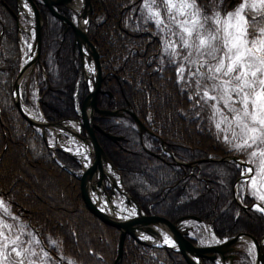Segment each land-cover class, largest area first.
Instances as JSON below:
<instances>
[{"label": "trees", "instance_id": "trees-1", "mask_svg": "<svg viewBox=\"0 0 264 264\" xmlns=\"http://www.w3.org/2000/svg\"><path fill=\"white\" fill-rule=\"evenodd\" d=\"M145 1L92 0L89 36L100 54L104 77L98 107L102 111L131 109L149 130L142 142L130 114H96L94 123L105 132H97L98 141L125 190L145 214L170 222L197 217L220 241L242 234L260 241L264 215L245 207L257 202L264 206V202L245 181L238 186L242 205L238 203L234 188L244 167L225 159L238 157L253 168L256 163L249 152L232 147L235 142L223 124L216 128L218 119L211 118L212 109L197 103L195 84L178 83V65L166 58L163 36L146 14ZM156 1L165 14L166 6ZM230 1L196 3L203 17L227 14ZM38 8L44 22L40 109L49 124L80 122L89 90L82 78L81 59L74 53L75 34L41 4ZM59 10L74 20L71 9ZM258 14L264 29V8ZM15 15H20L19 0H0V198L30 231L25 238L35 236L36 260L45 254L51 264H114L121 232L87 210L77 177L83 172L81 166L63 152L53 151L15 104L14 85L22 61ZM106 133L121 140H111ZM162 142L173 158L163 153ZM175 159L204 162L188 167L179 166ZM196 224L184 220L180 227ZM120 264L188 263L172 249L140 245L127 237ZM204 264L217 263L204 260Z\"/></svg>", "mask_w": 264, "mask_h": 264}, {"label": "snow or ice", "instance_id": "snow-or-ice-1", "mask_svg": "<svg viewBox=\"0 0 264 264\" xmlns=\"http://www.w3.org/2000/svg\"><path fill=\"white\" fill-rule=\"evenodd\" d=\"M152 2L155 3V0ZM161 4L166 6L165 15L169 23L160 18L159 12H152L151 6L149 12L161 32L167 29L171 36L177 37L175 41L166 39L164 50L181 61L177 66L178 83L183 81L187 84L191 80L195 84V95L199 97L197 103L202 108L212 109V119L220 117L215 124L217 129L225 122L230 127L234 125L233 139L239 142L232 147L246 150L254 145H264V55L255 54L256 51L264 53V29H261L260 37L254 36L249 42L246 28H238V35L229 32L226 26L228 20L222 21L218 13L201 18L196 0L183 5L185 9H193L187 14L180 11L179 14L185 16L183 20L172 14L171 10L175 7L172 0H161ZM232 15L228 14L229 20ZM209 21L216 27L209 25ZM173 25L178 31L172 30ZM178 48L180 51H177ZM186 71L188 77L184 75ZM224 109L232 114L231 119ZM225 139L228 140L227 137ZM228 142L232 143L231 140ZM249 155L255 156L256 152ZM246 171L251 172L252 169ZM12 251L17 256L21 255L16 248Z\"/></svg>", "mask_w": 264, "mask_h": 264}, {"label": "rangeland", "instance_id": "rangeland-1", "mask_svg": "<svg viewBox=\"0 0 264 264\" xmlns=\"http://www.w3.org/2000/svg\"><path fill=\"white\" fill-rule=\"evenodd\" d=\"M22 1L24 0L20 1L21 25L27 34L25 33L26 35L23 37L19 36L21 38L20 47L26 49L29 52V46L32 45V42H34V45L32 46L35 48V24L34 21H32L34 18V12L32 11V9H29L28 5L24 4V2ZM172 3L175 5V7L171 10L172 14L176 15L178 20H183L185 18L184 15L179 14L180 11L183 10L185 14L193 11V9L183 8V5L185 3H191V0H172ZM149 6H151L152 8V12L160 13V18L164 19L166 24L169 23L167 16L162 13L159 5L157 4V1L155 0V3H153L152 0H146L144 2V10L153 23H155V18H151L152 13L149 12ZM196 7L198 8L197 3ZM228 7H231L230 11L227 14H219V17L222 21L228 20V24L226 26L229 32L238 35V28H246V38L249 42H251L254 36H261V32L258 33V30H260L262 27L260 26V23H258V11L264 8V0H242L240 3H237V1L234 0L232 3H229ZM26 8H28L29 10L26 11ZM241 8H243V11H241ZM229 13L233 14L230 20L228 18ZM77 19L78 16L76 17V20ZM208 23L212 27H216V25L212 21H209ZM207 26L208 25H206V27ZM161 27H163V25ZM172 30L178 31V29L174 25ZM158 31L163 36V44L166 39L171 41L177 40V37L171 36L168 33L167 29H165V31L163 32H161L159 29ZM163 47L165 49V44L163 45ZM257 47H259V45ZM177 51H180V49L178 48ZM164 53L166 58L170 59L174 65H178L181 62L179 58L170 56L168 52H165V50ZM255 54L258 56L264 55V53L259 51H256ZM21 57L23 62L24 54H21ZM38 73L39 67L37 66L33 72L32 77L25 82L22 100L26 104V106L32 107L34 108V110L41 112ZM211 103L213 102L211 101ZM220 106L223 107V104L221 103ZM238 106L239 105H237V107ZM224 111L229 116V119H231L232 114L228 113L227 109H224ZM216 118L218 119V121L220 120V117ZM221 124L224 125V131L226 132V135L230 137V139H232L235 143H238V140L233 139L234 125L230 127L226 122ZM69 125L73 126L75 130L82 135L80 124L70 122ZM235 130L238 131V129ZM257 135H259V133ZM47 141L50 147L54 150L58 148L70 149L72 155L78 159L79 163H81V166L90 158V152L88 151V149L82 147L79 144L78 140H76L72 135L66 132L49 131ZM66 141H69V143H66ZM244 151H247L249 153L253 151L256 152L255 156L249 155L255 161L256 167L252 168L251 172L246 171L244 173V177H246L247 181H249V188L257 197V199L259 198L264 202V155H261V152L264 151V145H259L258 147L254 145L252 148H248ZM116 176L117 175H115L114 178ZM116 181L119 182V180ZM106 187H109L110 190L114 192V194H112L111 196L116 194L117 198L121 199V194L115 192L109 180H106L104 183V188ZM187 230L189 236L195 239L198 243L197 245L199 246L207 247L219 243V240H217V238L214 236L211 229L201 223L193 225L191 229ZM26 233L30 234V231L27 229L26 225L16 214L12 212L11 207L2 198H0V264H20L21 261L23 262V264H51L48 262L45 254L42 255V258H40L41 260L38 261L35 259L36 250L32 246L33 244H36L32 241V239L36 241L35 236L33 235L32 239H29L28 241L25 238ZM17 237H19L18 240ZM13 241H15V243H13ZM149 242L156 244L155 240L150 239ZM13 248H16L17 251H20L21 255L17 256L16 252L12 251ZM257 260L258 249L255 244L251 243L247 239L242 238L239 243L235 245L229 253L226 254L225 257H218L217 262L219 264H256Z\"/></svg>", "mask_w": 264, "mask_h": 264}, {"label": "water", "instance_id": "water-1", "mask_svg": "<svg viewBox=\"0 0 264 264\" xmlns=\"http://www.w3.org/2000/svg\"><path fill=\"white\" fill-rule=\"evenodd\" d=\"M28 3L30 4V7L32 11L34 12V18H35V49H36V57L30 65H27L25 68L21 67L20 73L18 75V78L16 80V83L14 85V98H15V104L18 107L19 111L23 115V117L36 129L39 130V126L37 123L32 121L23 111L20 99H21V94L18 92V82L21 76L23 75L25 70H28L32 65H42L41 64V53H42V30H43V19L41 16V13L38 8L37 0H27ZM75 0H42V4H44L49 10L51 11V14L54 18L60 20L63 22L65 26L71 27L75 34H76V42L75 46L79 48V52L82 57V66L83 70L82 73L84 75L85 72V66H86V58L84 54V48L89 51V59L87 62L89 63L90 61H93L94 67H95V76H96V82L94 85V91L90 92L89 97L85 100L83 107H82V112L80 116V122L77 121L76 123L80 124L82 130L84 131V134L81 135L78 133L80 139L83 141H88V143L91 145L93 148V154H94V159L92 163V167L87 171L84 172L83 167V177L81 178V189H82V199L84 201V204L87 208V210L96 218L107 224L108 226H111L121 232V237H120V242H119V249H118V258L116 259L114 264H120L123 258V253H124V245L126 238L129 236L133 239H135L137 242L141 243L142 245L145 246H150V247H159V248H168L172 249L174 251H177L181 253L184 257L185 260L187 261L188 264H204L203 261L205 259L210 260L212 262H215L218 258L220 257H225L227 253H229L235 245L239 243V241L242 238H249L251 239L255 246L258 249V260L260 261V264H264V239L262 240H257L254 237L247 235V234H242L239 235L232 240H229L225 242L222 245H213V246H207V247H202L199 245L194 244L188 237V230H181L179 229V224L183 222L184 220H194L197 221L198 223L201 221V219L197 217H186L182 218L176 222H170L164 218L161 217H155V216H147L142 213L144 212L142 208L134 201L132 196L129 194L130 199L132 202H134L139 209L141 210V216L137 217L135 219L131 220H122L118 221L115 219H112L111 217H108L104 212H102L92 201L89 192H88V182L91 180L95 174L98 171L103 170V161H106L110 163L107 155L105 154L102 146L100 145L98 138H97V132L99 133H105L100 126L95 125L94 119L95 115L99 114L102 116H117L121 112L118 111H102L98 107V95L101 93V87H102V81H103V73H102V67H101V59H100V54L97 52L95 46L93 43L89 41L88 38V28L84 32L79 26H78V21H70L67 17L63 16L59 9L61 7H66L70 8L73 11H75L72 7V4L74 3ZM19 5H20V0H19ZM93 15V7H92V0H86L85 2V15L84 17H88V27L91 23V18ZM16 20L18 22V26L20 27V16L15 15ZM84 80L85 82L87 81L84 75ZM91 107L92 114L91 118L88 116V108ZM123 112L128 113L131 115V117L134 119L137 127L140 129L141 132V137L143 135L144 131H147V128L145 125L142 123V121L137 117V115L132 112L130 109H126ZM64 123H68V121L62 122V123H57V124H49L46 121V128L47 127H53L56 125H62ZM48 131H41L42 136L45 138L47 141V136H48ZM106 136L114 141H119L121 140L118 137L112 136L110 134L106 133ZM59 151L65 152L61 148H58ZM73 156V155H72ZM73 159L79 163L78 159L73 156ZM225 160H230V161H236L243 165L244 167L247 168H253L250 164L244 163L242 160H240L238 157H230ZM80 164V163H79ZM111 164V163H110ZM112 165V164H111ZM114 167V166H113ZM115 169V168H114ZM116 170V169H115ZM246 180V177H242L239 179L238 183L236 184L234 191L235 194L237 193V187L238 184ZM99 186H102L104 188V180L99 182ZM104 192H106L104 188ZM260 209H264V207L261 204H256ZM263 215L264 211L260 210ZM144 215V216H143ZM165 228L168 231H170L173 235V239L175 243L177 244L178 248H173L171 246H165V245H160V244H153L151 242H146L142 239H140L138 233L139 232H144L147 233L151 236L154 237H161V235L158 233V231L155 228Z\"/></svg>", "mask_w": 264, "mask_h": 264}, {"label": "bare ground", "instance_id": "bare-ground-1", "mask_svg": "<svg viewBox=\"0 0 264 264\" xmlns=\"http://www.w3.org/2000/svg\"><path fill=\"white\" fill-rule=\"evenodd\" d=\"M37 1H38L37 4H41L43 7H45L51 13L49 8H47L44 4H42V0H37ZM233 1L234 0H231L230 3H232ZM22 2H24V4H27L28 8L31 9L30 4L28 3L27 0H24ZM85 2H86V0H75L74 3L72 4V7L77 12V14L79 15V17H78V22H79L78 26L84 32L88 28V38H89V41L92 43V41L90 39V36H89L88 17H86V18L84 17V15H85ZM28 8H26L25 10L28 11L29 10ZM32 21L35 22V18H33ZM43 24H44V22H43ZM19 32L22 33L21 35H24V33H25L24 28L20 27L19 28ZM73 32H74V30H73ZM74 34H75V32H74ZM42 37H43V30H42ZM19 39H21V38L19 37ZM42 41H43V38H42ZM75 42H76V34H75ZM32 45H34V42H32ZM32 45L29 46V49H30L29 52L26 49H23V48L20 47V53L24 54V60L22 62V67L23 68H25L27 65H30V63H32V61H34V59L36 57V49ZM74 53L78 54V56L80 57L81 62H82V57H81V54L79 52L78 46L77 47L74 46ZM84 54H85V58H86V61H85L86 62V66H85L84 75H85V78H86L87 81L86 82H85V80H83V81L86 84V86H87V88L89 90V95H90V92L94 91V85H95V82H96L95 67H94L93 61H90L89 63L87 62V60L89 59V51L86 50L85 48H84ZM37 66L39 67V72L43 73L44 72V68L40 67L39 65H32L28 70L24 71L23 75L19 79L18 92H20V94H21L20 103H21L22 109H23L24 113L32 121H34L35 123L38 124L39 131L43 130V131H48V132L49 131H51V132H66V133L72 135L76 140H78L79 144L82 147L88 149V151L90 152V158L85 163H83V165H82L84 172H87L92 167V163H93V159H94L93 148L88 143V141H83L82 139H80V137L78 135V132L75 130V128L73 126L69 125V123H64L62 125H56V126H53V127H47L46 128V126H45L46 125V120L44 119L42 113L40 111L34 110V108H32V107L26 106V104L22 100V98H23V89L25 87V82L32 77L33 72H34V70L36 69ZM103 81H104V77H103ZM103 81H102V85H103ZM101 93H102V87H101ZM123 111L124 110L118 111V112H121L120 114H124L125 112H123ZM91 114H92V110H91V107H89L88 108V116H89V118H91ZM137 129H138V131L140 133L141 141L143 142L144 133L145 132L149 133V130L147 128V131H144L143 135L141 137L140 129L138 127H137ZM162 144H163V147H162L163 153L166 154L168 157L173 158V154L167 153V151H165V147H164V143L163 142H162ZM63 153L66 156H68L71 159H73V156L69 152H63ZM175 161H176V163L179 166H183L184 165V166H188V167H194V166H197V165L201 164V162H204V160H203V161H197V162H193V163H186V162H182V161H180L178 159H175ZM207 161H211V160L209 159ZM111 164L106 162V161H103V170H102V172L98 171L95 174V176L91 180H89V182H88V192H89V195H90L92 201L94 202V204L102 212H104L108 217H111L112 219H115V220H118V221H122V220H131V219H135L137 217H140L142 215L141 214V210L139 209V207L134 202L131 201L129 193L125 190V188L123 186L122 178H121L120 174L118 173L117 169L115 167H113V165H111ZM115 175H117V176L114 178ZM77 177L81 181V178L83 177V174H81L80 176H77ZM102 179L104 180V183H105L106 180H109V182L113 186L115 192L121 194V196H122L121 199H118L116 194L111 196L112 194H114V192L111 191L109 187H106L105 188L106 192H104V188L102 186H99V182L102 181ZM116 180H119V182H117ZM81 196H82V189H81ZM235 196H236V199H237L238 203L240 205H242L240 199L238 198V194H235ZM257 203L261 204L259 202H257ZM257 203H255L251 207H245V208L246 209H255V210L261 212L260 208L255 206ZM142 213L144 214V212H142ZM146 215L147 216H155V215H152V214H146ZM155 217H159V216H155ZM161 218H163V217H161ZM96 219H98V218H96ZM99 221H101V220H99ZM102 223H104V222H102ZM199 223L209 227L208 225L203 223L202 220ZM105 225H107V224H105ZM178 227L181 230H185V228H181L180 227V224H179ZM155 229L158 231V233L161 235V237H154V236H151V235H149L147 233H144V232H139L138 235H139L140 239H142V240H144L146 242H149L150 239H151V240H155L156 244L165 245V246H171L173 248H178L177 244L175 243V241L173 239V235H172V233L170 231H168L165 228H161V227L160 228H155ZM188 229H191V228H188ZM188 237L194 244H197V241L195 239H193L192 237H190L189 233H188ZM243 239H247L251 243L254 244V242L251 239H249V238L245 237ZM133 240H135V239H133ZM217 240H219V239H217ZM225 242H227V241H220L219 240V243L218 244H214V245H216V246L222 245ZM137 243L142 245L139 242H137ZM154 248H159V247H154ZM218 257H220V256H218ZM117 258H118V254H117ZM184 259H185V257H184ZM205 260H207V259H205ZM203 263H204V261H203ZM215 263L219 264L217 262V260L215 261ZM256 264H260V261L257 260Z\"/></svg>", "mask_w": 264, "mask_h": 264}, {"label": "flooded vegetation", "instance_id": "flooded-vegetation-1", "mask_svg": "<svg viewBox=\"0 0 264 264\" xmlns=\"http://www.w3.org/2000/svg\"><path fill=\"white\" fill-rule=\"evenodd\" d=\"M66 17V16H65ZM70 20V19H69ZM71 21H73V20H71ZM71 28V27H70ZM72 29V28H71ZM73 30V29H72Z\"/></svg>", "mask_w": 264, "mask_h": 264}]
</instances>
